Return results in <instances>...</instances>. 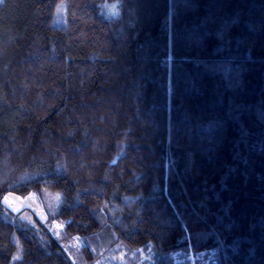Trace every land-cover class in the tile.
I'll return each mask as SVG.
<instances>
[{"label": "trees", "instance_id": "16d2710c", "mask_svg": "<svg viewBox=\"0 0 264 264\" xmlns=\"http://www.w3.org/2000/svg\"><path fill=\"white\" fill-rule=\"evenodd\" d=\"M100 2L0 0V264H264V0ZM43 192L46 222L2 203Z\"/></svg>", "mask_w": 264, "mask_h": 264}, {"label": "rangeland", "instance_id": "374dc122", "mask_svg": "<svg viewBox=\"0 0 264 264\" xmlns=\"http://www.w3.org/2000/svg\"><path fill=\"white\" fill-rule=\"evenodd\" d=\"M65 2H60L54 13L53 24L56 26L65 24ZM2 203L4 206L19 213L21 217L32 222V216H36L42 222H46L49 214H54L60 204V196L57 193L43 192L41 195L30 193L19 196L7 193ZM48 227L54 236H59L61 225L56 221H50ZM84 238L65 240L63 247L74 256L75 251L84 244H89ZM215 251H205L199 254L181 253L172 257L173 264H219L215 257ZM97 264H152V251L149 247L130 251L121 246H115L109 252H105Z\"/></svg>", "mask_w": 264, "mask_h": 264}, {"label": "clouds", "instance_id": "9594fccd", "mask_svg": "<svg viewBox=\"0 0 264 264\" xmlns=\"http://www.w3.org/2000/svg\"><path fill=\"white\" fill-rule=\"evenodd\" d=\"M125 0H101L99 4V15L107 23L119 22L124 14Z\"/></svg>", "mask_w": 264, "mask_h": 264}, {"label": "snow or ice", "instance_id": "6c2138e0", "mask_svg": "<svg viewBox=\"0 0 264 264\" xmlns=\"http://www.w3.org/2000/svg\"><path fill=\"white\" fill-rule=\"evenodd\" d=\"M261 150L264 151V145L261 146ZM262 179H264V178H262Z\"/></svg>", "mask_w": 264, "mask_h": 264}]
</instances>
